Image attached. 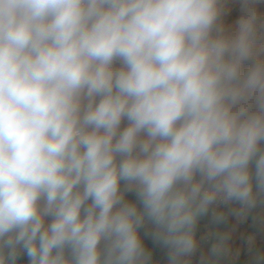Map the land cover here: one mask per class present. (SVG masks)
I'll return each instance as SVG.
<instances>
[{"label":"clouds","instance_id":"9594fccd","mask_svg":"<svg viewBox=\"0 0 264 264\" xmlns=\"http://www.w3.org/2000/svg\"><path fill=\"white\" fill-rule=\"evenodd\" d=\"M261 2L0 0V264H150L146 222L189 264L210 206L264 204Z\"/></svg>","mask_w":264,"mask_h":264},{"label":"crops","instance_id":"0c3cea01","mask_svg":"<svg viewBox=\"0 0 264 264\" xmlns=\"http://www.w3.org/2000/svg\"><path fill=\"white\" fill-rule=\"evenodd\" d=\"M126 126L127 121L124 120L121 128ZM260 148L264 150V143ZM249 167L253 176V190H256L255 162L250 163ZM260 197L264 200V195ZM125 199L135 202L137 197L134 192H128L125 193ZM232 209L234 208L229 207L220 210L227 215L222 224L213 223L208 214L198 218L195 227L197 250L189 258V264H264V211L238 218L231 214ZM47 222L50 221L46 220ZM206 222L208 226L204 227ZM138 232L145 248L151 253L150 264H169L168 249L153 241L150 235L151 225L146 222L145 227ZM224 232L230 234L228 251L219 257H213L210 250L215 243L216 234ZM17 264H29L27 256L21 255Z\"/></svg>","mask_w":264,"mask_h":264},{"label":"rangeland","instance_id":"374dc122","mask_svg":"<svg viewBox=\"0 0 264 264\" xmlns=\"http://www.w3.org/2000/svg\"><path fill=\"white\" fill-rule=\"evenodd\" d=\"M223 14L221 17V21L226 29H234L235 23L242 15V8L240 0H223ZM257 9L259 12V24H264V2H261L257 5ZM259 35L264 38V28H260ZM264 42V40H262ZM119 66V65H118ZM250 67L249 63H245L242 66V71H246ZM264 143L261 142L260 146Z\"/></svg>","mask_w":264,"mask_h":264},{"label":"built area","instance_id":"2783aa9c","mask_svg":"<svg viewBox=\"0 0 264 264\" xmlns=\"http://www.w3.org/2000/svg\"><path fill=\"white\" fill-rule=\"evenodd\" d=\"M253 191L256 192V190H253ZM258 200H262L260 196L258 197ZM229 207L239 208V204L233 202V203L225 205L223 203L217 202L216 204L210 206V210H209L208 215L212 217L211 214H212L213 210L220 211L221 209L229 208ZM258 211L259 212L264 211V204L258 202L257 206L254 209L250 210L245 217H247L248 215H250L252 213L258 212ZM245 217H243V218H245ZM207 226H208V224L206 222L204 224V227H207Z\"/></svg>","mask_w":264,"mask_h":264}]
</instances>
